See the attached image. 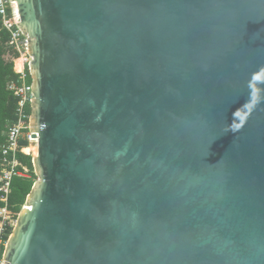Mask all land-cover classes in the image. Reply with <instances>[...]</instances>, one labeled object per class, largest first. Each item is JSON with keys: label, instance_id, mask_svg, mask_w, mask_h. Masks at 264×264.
Masks as SVG:
<instances>
[{"label": "water", "instance_id": "obj_1", "mask_svg": "<svg viewBox=\"0 0 264 264\" xmlns=\"http://www.w3.org/2000/svg\"><path fill=\"white\" fill-rule=\"evenodd\" d=\"M36 179L0 264H264V0H9Z\"/></svg>", "mask_w": 264, "mask_h": 264}, {"label": "built area", "instance_id": "obj_2", "mask_svg": "<svg viewBox=\"0 0 264 264\" xmlns=\"http://www.w3.org/2000/svg\"><path fill=\"white\" fill-rule=\"evenodd\" d=\"M0 16L2 27L9 33L8 46L18 54L13 58V70L17 74V77L8 82V89L18 99L15 112L16 119L7 125V129L4 132V141L0 145V202L3 204L0 207L1 249L5 245L19 213V211L15 212L9 207L8 201L13 177L24 175V172L18 169V166L21 164L17 159V152L25 151L24 146L20 143L21 141H26V144L29 145L30 114L27 112V106H30L32 92L31 80H28L30 76L28 71L30 56L26 48V38L14 22L9 0H0ZM17 60L20 61L19 69L16 68ZM23 169L26 171V168L23 167ZM2 258L0 259V263Z\"/></svg>", "mask_w": 264, "mask_h": 264}, {"label": "trees", "instance_id": "obj_3", "mask_svg": "<svg viewBox=\"0 0 264 264\" xmlns=\"http://www.w3.org/2000/svg\"><path fill=\"white\" fill-rule=\"evenodd\" d=\"M8 40L9 33L2 27L0 16V145L4 141V132L7 129V125L16 119L15 112L18 100L12 91L8 89V82L17 77L13 70V58L18 55L17 52L8 46ZM28 80H31L30 76ZM27 112L30 114V106H27ZM20 143L24 146L26 152H17V159L21 164L18 169L24 172V175L13 177L8 201L9 207L15 212H18L25 203L26 196L36 178L31 161L32 155L29 153L31 152L30 147L27 146L26 141H21ZM23 167L26 168V171H24ZM2 205L0 202V207ZM3 250L4 246L0 249V259L2 258Z\"/></svg>", "mask_w": 264, "mask_h": 264}, {"label": "bare ground", "instance_id": "obj_4", "mask_svg": "<svg viewBox=\"0 0 264 264\" xmlns=\"http://www.w3.org/2000/svg\"><path fill=\"white\" fill-rule=\"evenodd\" d=\"M16 68L17 69H19L20 68V61L19 60H17V63H16ZM28 147H30V150H31V153H32V148H31V146H30V144L29 145H27ZM33 154V153H32Z\"/></svg>", "mask_w": 264, "mask_h": 264}, {"label": "rangeland", "instance_id": "obj_5", "mask_svg": "<svg viewBox=\"0 0 264 264\" xmlns=\"http://www.w3.org/2000/svg\"><path fill=\"white\" fill-rule=\"evenodd\" d=\"M26 152V151H25ZM28 153V152H27ZM31 155H33L31 152H29ZM26 173V172H25ZM36 179V178H35Z\"/></svg>", "mask_w": 264, "mask_h": 264}, {"label": "clouds", "instance_id": "obj_6", "mask_svg": "<svg viewBox=\"0 0 264 264\" xmlns=\"http://www.w3.org/2000/svg\"><path fill=\"white\" fill-rule=\"evenodd\" d=\"M21 209V208H20ZM20 211V210H19Z\"/></svg>", "mask_w": 264, "mask_h": 264}]
</instances>
